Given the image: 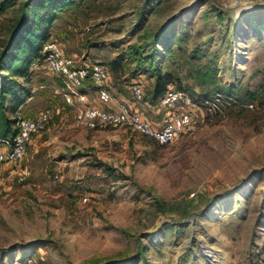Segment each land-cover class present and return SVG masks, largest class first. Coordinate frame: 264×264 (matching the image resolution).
I'll list each match as a JSON object with an SVG mask.
<instances>
[{"label":"rangeland","instance_id":"rangeland-1","mask_svg":"<svg viewBox=\"0 0 264 264\" xmlns=\"http://www.w3.org/2000/svg\"><path fill=\"white\" fill-rule=\"evenodd\" d=\"M37 1L0 13V54L22 14L31 25ZM43 10L41 30L110 67L118 99L133 80L151 96L159 70L195 93L211 89L196 74L208 63L237 103L160 143L128 126L78 124L58 76L31 67L20 112L47 109L51 119L22 160L0 165V264H264V0H73ZM131 44L154 52L156 67L138 63Z\"/></svg>","mask_w":264,"mask_h":264},{"label":"built area","instance_id":"built-area-1","mask_svg":"<svg viewBox=\"0 0 264 264\" xmlns=\"http://www.w3.org/2000/svg\"><path fill=\"white\" fill-rule=\"evenodd\" d=\"M31 67L48 68L58 76L57 89L73 107L78 124L91 128L128 126L160 143L177 139L195 125L202 112L205 113L203 118L224 114L222 105H226L227 98L224 97L228 96L219 91L210 96H198L171 83L153 99L146 95L140 81L133 80L129 85L131 96L118 99L108 85L112 73L106 63L83 59L78 53L67 51L64 41L53 35L45 40ZM146 108L156 115L151 116ZM50 119L47 109L28 115L18 114L16 131L8 135L0 133V165L22 160L31 140L49 126Z\"/></svg>","mask_w":264,"mask_h":264},{"label":"trees","instance_id":"trees-1","mask_svg":"<svg viewBox=\"0 0 264 264\" xmlns=\"http://www.w3.org/2000/svg\"><path fill=\"white\" fill-rule=\"evenodd\" d=\"M30 0H25L26 6ZM73 0H40L34 4L33 22L29 25L25 20V13L21 15L18 21L13 25L12 32L6 47L0 54V133L2 135L13 134L16 131L15 122L18 118V111L27 102V99L32 95L31 89L24 82L31 78L32 68L31 63L35 56H37L46 39L50 37L48 32H44L40 28V20L47 14L43 8L46 6L49 13L61 10L67 5L71 4ZM14 0H0V13L7 7L12 5ZM23 9L25 5L23 4ZM27 12V11H25ZM50 18L47 19L49 21ZM46 21V22H47ZM42 25L44 26L43 22ZM18 40V41H17ZM11 43L12 48H9ZM131 53H134L139 58L138 63L144 62V58L148 59V67H156V56L154 52H145L140 54V45L131 44ZM148 69V68H147ZM198 81L202 84L214 85L211 89L195 93L198 96H210L219 91L228 94L224 98L225 104L232 102L237 103L232 92L225 91L218 87L217 82V67L205 63L196 70ZM18 75L24 79L18 78ZM177 78L172 71L156 72L154 85L151 90V98L155 99L162 94L168 87L169 83H173ZM217 86L218 88H214ZM193 92V91H192ZM234 97V98H233Z\"/></svg>","mask_w":264,"mask_h":264},{"label":"crops","instance_id":"crops-1","mask_svg":"<svg viewBox=\"0 0 264 264\" xmlns=\"http://www.w3.org/2000/svg\"><path fill=\"white\" fill-rule=\"evenodd\" d=\"M17 114H21L20 110L18 111V113H17Z\"/></svg>","mask_w":264,"mask_h":264}]
</instances>
